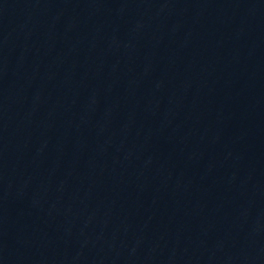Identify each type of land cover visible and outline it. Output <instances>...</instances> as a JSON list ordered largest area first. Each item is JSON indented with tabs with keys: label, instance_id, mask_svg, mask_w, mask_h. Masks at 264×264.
Masks as SVG:
<instances>
[{
	"label": "water",
	"instance_id": "water-1",
	"mask_svg": "<svg viewBox=\"0 0 264 264\" xmlns=\"http://www.w3.org/2000/svg\"><path fill=\"white\" fill-rule=\"evenodd\" d=\"M0 264H264V0H0Z\"/></svg>",
	"mask_w": 264,
	"mask_h": 264
}]
</instances>
